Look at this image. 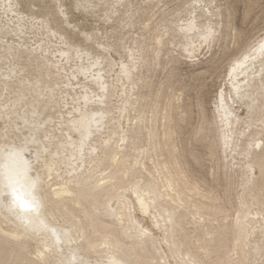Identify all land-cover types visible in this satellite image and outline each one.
I'll use <instances>...</instances> for the list:
<instances>
[{
	"label": "bare ground",
	"instance_id": "6f19581e",
	"mask_svg": "<svg viewBox=\"0 0 264 264\" xmlns=\"http://www.w3.org/2000/svg\"><path fill=\"white\" fill-rule=\"evenodd\" d=\"M67 1L0 0V149L45 205L34 231L0 197V264H261L264 29L245 42L220 0ZM182 65L219 81L210 116ZM25 121L54 138L42 163Z\"/></svg>",
	"mask_w": 264,
	"mask_h": 264
},
{
	"label": "snow or ice",
	"instance_id": "6c2138e0",
	"mask_svg": "<svg viewBox=\"0 0 264 264\" xmlns=\"http://www.w3.org/2000/svg\"><path fill=\"white\" fill-rule=\"evenodd\" d=\"M7 7L11 9L10 2ZM188 27H194V22L190 21ZM208 35H213L211 30H209ZM260 50L264 52V43H261ZM47 123L49 122L45 121V124ZM43 129L44 125H29L25 121L24 127H17L13 130L17 136L24 132L28 133L24 137V145L34 144L37 146V163L44 162L42 157L46 156L50 151L49 147L45 146L41 149L40 145H48L54 139L50 134H45ZM7 131V129H4L5 139H7ZM40 136H43L42 140L38 138ZM249 147L264 148L261 144L250 145ZM23 152L24 147H17L15 145L11 147L5 146L3 149H0V197L8 199L7 207L9 211L24 219L27 225L34 231H39L45 226L43 225V221H40L39 224L35 221L39 220L45 207L44 200L39 194V180H33L28 174L31 164L22 159ZM141 204L143 206V201H141ZM51 231L55 233L54 229ZM262 255H264V252H262ZM37 264H39V261ZM190 264H199V262L193 259L190 261ZM261 264H264V261H261Z\"/></svg>",
	"mask_w": 264,
	"mask_h": 264
},
{
	"label": "rangeland",
	"instance_id": "374dc122",
	"mask_svg": "<svg viewBox=\"0 0 264 264\" xmlns=\"http://www.w3.org/2000/svg\"><path fill=\"white\" fill-rule=\"evenodd\" d=\"M220 1L222 4L226 3L227 5H229L231 7V12L233 13V18H234L233 23L235 22L234 25L237 28V31L241 33L242 37H244L243 39L245 42L247 40H253L256 37H258L260 34L263 33V29H264L263 28L264 27V0H258L259 1L258 4L254 7L253 11L250 13L249 17H247V18H245L244 14H245V10L249 4L248 0H220ZM67 2H68L67 4H69L71 2V0H68ZM79 12L80 11L72 10L71 17L74 21L78 22L77 24L80 23V26L82 25V28H84V30L91 31L97 27H100V29L103 31V27L105 26V25H103V22L102 23L99 22L98 20L95 19V17L92 18V16L90 14H83L86 18L85 19V18H83L84 16L82 15V13H79ZM90 16H91V18H90ZM83 20H85V22H83ZM100 33H99V35L101 37V40L104 41L105 36H104V34H102L103 32H100ZM235 48L236 47H234L232 45L231 48L229 49L228 53H232V51L235 52L236 51ZM113 57L117 58V55L113 54ZM227 62H228L227 60H224V63H223L224 65L219 69V73L221 75H223V73L225 71V66H227ZM182 73L186 76L184 78V81H182V84L194 83L196 86H198V88L194 87L190 91L191 92L190 94H191V96H193L195 91L199 92V94L201 96L202 105L205 109L206 115L210 116L211 110H212L211 108H213L212 103H213L214 97L216 96L217 91H218V82L219 81H216L215 79L213 80V78L206 76L203 79L202 84H200V80H198L197 81L198 83H197V82H195V80L190 78V76H189L190 75V67H188L187 65H182L181 72L178 71L177 76L180 77L181 76L180 74H182ZM185 96H187V95H185ZM195 120H196V118H195ZM209 164L210 163L208 161H206L204 164V168H202L201 170L202 171L206 170L205 169L206 165L208 168ZM2 243L3 242L0 240V246L3 245ZM23 248H25V247H23Z\"/></svg>",
	"mask_w": 264,
	"mask_h": 264
}]
</instances>
